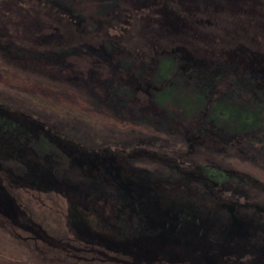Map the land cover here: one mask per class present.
Wrapping results in <instances>:
<instances>
[{
    "label": "trees",
    "instance_id": "1",
    "mask_svg": "<svg viewBox=\"0 0 264 264\" xmlns=\"http://www.w3.org/2000/svg\"><path fill=\"white\" fill-rule=\"evenodd\" d=\"M29 15L52 35L49 42L40 44L19 32ZM115 30L120 33L111 32ZM105 41L118 44L142 67L137 75L129 63H122L111 78L132 92L126 102L138 107L160 112L154 104L150 65L162 57L178 62L177 70L185 67L181 61L198 68L216 64L212 71L226 73L237 83L259 77L264 86V0H116L110 12L99 16L76 15L50 0H0V58L18 50L66 51L71 70L85 75L97 69L106 75L108 64L94 52ZM163 111L168 132L180 133L173 140L141 137L97 144L71 128L52 124L34 109L1 100L0 215L17 222L19 208L7 186L65 197L68 213L75 210L81 219L102 220L113 231L93 227L94 234L80 235L65 218L52 215L50 207L30 218L41 225L45 242L85 264H264V220L252 221L238 213L243 206L264 213V205L248 196L250 188L264 191V178L196 151L205 144H221L245 152L264 137V126L224 133L204 110L193 112L190 125ZM142 160L197 180L226 211V224L234 228L231 236H211L208 213L218 217L215 210L195 216L177 205H164L145 173L126 170V165ZM14 163L20 170H12ZM64 169L77 172V183L83 176L89 184L77 187L65 179ZM98 182H106L112 195ZM252 230L257 231L259 245L240 246L236 238ZM69 232L79 246L67 240Z\"/></svg>",
    "mask_w": 264,
    "mask_h": 264
},
{
    "label": "rangeland",
    "instance_id": "2",
    "mask_svg": "<svg viewBox=\"0 0 264 264\" xmlns=\"http://www.w3.org/2000/svg\"><path fill=\"white\" fill-rule=\"evenodd\" d=\"M50 1L81 16H99L110 12L116 2V0ZM22 25L19 32L29 39L34 38L40 44L49 42L52 38V35L42 30L43 24L37 17L27 16ZM111 32L119 34L120 30ZM12 52L10 51V58L9 56L6 59L2 56L0 58V101L12 102L21 109H34L52 124L65 129L71 128L90 143L123 142L141 137L173 140L180 136V133L177 131L175 134L173 130L174 134L168 132L163 109L168 114L173 112L177 120L184 125L194 122L191 118V116L194 118L193 112L204 110L207 118L216 123L224 133H236L253 126H264L262 79L251 77L252 83L249 80L243 81L244 84L237 83L235 78L228 77L226 73L222 72L220 75L219 72L212 71L216 64L202 65V68H198L192 64L188 65L180 58L185 67L177 70L175 65L178 62L170 57L159 58L154 65L151 64L150 68L153 67L150 72L151 81L156 85L153 92L154 104L158 106L160 113L152 108L127 103L126 98L130 97L132 92L123 85L112 82L111 78L116 75L117 68L122 63H129L137 75L142 68L116 43L105 41L101 47L94 50L109 66L106 75L100 74L97 69L85 75H82V70H71L66 51L40 53L18 50L15 54ZM237 97L241 100L236 101ZM204 98L208 99L207 103ZM246 150L234 152L221 144L216 146L205 144L196 151L200 156L212 157L220 163L264 178V137L260 136L258 143ZM126 166V170L145 173L155 183L159 199L164 205H177L195 216L217 211L218 217L208 213V227L214 238H228L234 232L231 225L227 226L226 211L218 207L217 198L197 180L180 174L175 168L165 165L152 166L145 160L132 162ZM10 167L12 170H20L19 165L15 163L10 164ZM62 174L67 181L75 183L77 187L78 183L89 184L88 179L83 176L77 183L78 174L75 170L64 169ZM5 185L7 186L6 183ZM97 185L112 195L113 192L106 187V182H98ZM6 189L14 196L15 207L19 210H16L17 222H12L4 214L0 215V264H85L84 261L73 257L75 255L67 253V250L60 251L45 242L40 235L44 233L41 225L30 218V215L41 213V208L50 207L51 211L55 212L52 215L65 218L68 226L75 228L80 235L82 232L92 235L94 228L109 233L114 229L93 217L81 219L78 211L68 213L69 204L65 197L58 196L56 199V194L49 192L45 195V192L40 190L35 193L21 188L11 189L8 186ZM248 196L251 201H258L264 205V191L250 188ZM238 213L252 221L264 220V213L255 211L254 207H240ZM48 223L54 224L51 221ZM256 233L257 231L252 230L247 235L243 234L236 238V242L240 246L256 248L259 245ZM66 237L72 244L79 246L78 241L70 236V232ZM76 254L82 255L77 251Z\"/></svg>",
    "mask_w": 264,
    "mask_h": 264
}]
</instances>
